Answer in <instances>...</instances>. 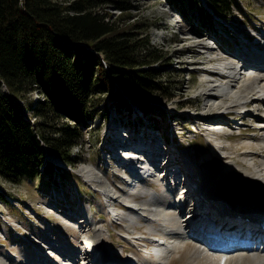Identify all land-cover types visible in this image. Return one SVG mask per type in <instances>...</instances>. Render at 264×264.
Segmentation results:
<instances>
[{
  "label": "rangeland",
  "instance_id": "obj_1",
  "mask_svg": "<svg viewBox=\"0 0 264 264\" xmlns=\"http://www.w3.org/2000/svg\"><path fill=\"white\" fill-rule=\"evenodd\" d=\"M131 1L135 5L133 11L136 14L137 21L141 23L150 21L149 34L152 43L167 52L168 59L161 62V64H157V66L164 70L165 73L162 79L173 86L175 97L171 100L165 97H154L138 101L142 103V106H149L150 104L163 105V111L151 107L153 112H157L159 115L162 113L160 117L158 115L149 117L144 112H150L151 109L144 107L148 111L143 109L144 112H142L143 107L141 106L133 111H126L123 106L113 103L114 101L111 97L107 96L99 107L97 115L95 114L96 117L90 121L89 128L84 130L79 145L75 146L73 153L75 160L73 162L64 160L65 163L58 166L59 169L56 170L51 178L48 175H43L38 178H24L22 181L15 183L0 175V264H33L34 262L35 264H40L45 258L43 252L46 246H43L44 244L49 245L47 247L49 253L54 252L52 255H58L50 257L52 259L48 258V264L55 262L56 258H59L60 261L64 259L63 254L65 252L63 253V250L68 251V253H74L75 257L78 258L80 256L78 250L80 249L81 251L83 245L80 233L84 229H89L91 234L93 233L99 238L100 245L104 246L102 252L97 254V258H104L106 253H109L112 258L102 259L107 264H114L115 262L119 264L129 261L131 252L123 253L122 249L123 247L132 246L134 242L139 244L141 241L139 239L144 236L143 231H140L142 233L139 232L135 236L131 235V238L135 239L134 242L131 238H128L129 234L127 232L129 230L133 231V228L128 227L127 220L121 224H116L112 215H105L108 214L107 211L111 210V207H106V200L102 197L104 195L103 186L97 183L93 184L80 171L85 166L93 167L107 177L106 184L108 186L111 188L117 186L122 191L125 188V183L116 184L121 183V177L118 176L120 169L115 164L119 166L120 164L113 153V160L110 157L111 155L107 156V149H112L111 145H116L118 138L122 142L130 144L133 141H138L139 143H135L137 147L151 150L158 155L157 157L163 155V159L167 160L163 168L162 165L165 160L158 165L157 175L142 183L143 186L152 183L155 186L154 188H157V192H163L164 188L160 185L161 180L158 182L159 175H161L160 179L166 178V183L169 184V181L173 183V176L176 172H171V169L169 172L167 171L168 161L170 160L173 170L177 169L178 173H180V180H177V184H181V189L184 188L188 192V201H186L188 209L187 206L186 208L184 206L186 217H190L191 210L199 214L201 210H209L211 208L220 214L221 211L216 210V205L221 204L222 211L241 215L253 214L258 210V207L241 202V198L231 197L233 195L229 194H225L224 198H218H222L224 201L222 202L216 199V196L210 194L208 188L210 185H215L214 187L217 189L218 194L221 190L219 186L225 181L226 177L224 176H229L230 178L226 179L233 180L235 184L241 185L240 177L243 176L246 166H241V161L239 160H233L231 157L225 158V156L236 153L237 149L242 145H245L246 148L249 147V150L260 151V156L255 158V160L253 159L252 164H254L256 171L264 173V170L260 169V163L264 160V136L261 135L264 130H260L262 128L257 127L258 125L264 127L262 124L257 123V121L264 119V116L261 115L263 111L255 110V113H253V109H246L248 108L247 105L244 107H241L240 104L235 105V97L232 96L233 94H238L239 89L242 88L243 92L240 97L245 95L248 98L244 99H253V95H261L259 93L264 91V81L262 84H259L256 80L250 82L252 88L248 87L249 83L245 82L242 84L235 81L234 89L232 91L229 90L225 84L230 82L228 81L230 78L226 79L220 76L223 80L219 82L218 74L214 75L205 71L207 70L206 67L210 66L207 54L211 51L208 50L211 49L210 43L206 40L203 43L197 42V37L194 33L197 29L195 23L194 27H191L189 19L184 21L185 17L181 13V9H176L169 0ZM237 2H239L240 7L235 5L236 8L233 15L226 16L232 21L223 26L217 23L221 27L220 32L222 35L220 37L223 39L222 45L235 51H239V49L245 50L247 58L249 56L254 58L253 55H256V52L264 50V44L257 42L260 49H256L258 47H254L255 40L248 38L249 35H246V33L249 34L254 28H259L263 31H259L257 36L264 40V0H237ZM109 10L113 12L114 17L121 13L120 10L114 7ZM227 27L234 29V32L228 31ZM217 29L218 27H215L214 32ZM225 30L229 35L228 37L224 35ZM242 31L246 32V36H240ZM198 41L200 40L198 39ZM227 41L230 42L231 46L226 45L225 42ZM212 62V65L215 66L216 62ZM241 65L242 63L237 64L236 69L238 71L241 70ZM243 71L244 68L241 73ZM206 78H216V80L211 81L207 86L203 82ZM217 82L223 85L216 88L217 92L225 91L232 95L218 106H208L203 92L217 84ZM251 96L253 97L250 98ZM37 97L39 95L37 93L34 94V98ZM254 103L257 102L255 101ZM229 105L228 109L227 106ZM250 107L253 108V105ZM221 109L229 112L225 115L213 116L217 111L222 112ZM106 110H108L107 115L104 113ZM243 110L250 111V114L248 112L246 116H243ZM235 116H239L236 119L238 120L236 127L232 128L227 134L215 135L212 131L206 132L201 129V121H208V123L211 121L217 122L216 124L218 125L225 121V123L230 124L233 122L231 119H235ZM256 116L259 120H256ZM61 121L64 122V120ZM251 125L256 126V128L251 130L250 134L242 136L244 130ZM126 128L128 130L130 128V132H123L126 137V133L130 135L132 131L128 138L129 140L124 138L120 132L124 129L127 130ZM255 129L256 131H254ZM110 131H114L113 138L108 140L106 137L107 134L111 135L112 132ZM172 133L173 138L169 139L168 137ZM109 144L110 148L108 147ZM149 145L152 146L150 147ZM113 149L115 151V147ZM170 150L171 152L169 153ZM111 152L113 151L111 150ZM48 156L56 160V162L59 160L54 152L50 150H48ZM238 159L243 160L245 157L239 156ZM229 165L237 166V171L235 172V169L233 170ZM187 171H189L191 176L199 177L201 182L200 196H195L193 190L187 186V182H185ZM206 187L207 190L205 189ZM98 188L103 189V191L98 190ZM186 192L183 191L185 196ZM64 194L65 197L69 195V199L65 203H63L62 196ZM126 195L134 196L130 190L127 191ZM2 200L4 201L2 202ZM75 203L77 204L75 205ZM119 203H122V201ZM262 207H264V201L262 202ZM81 213L83 215L81 217H87L90 221L88 228L78 227L79 223L70 219V215L78 217ZM62 216L66 217V222L61 221ZM261 219L264 223L262 216ZM66 223H69V227L66 226ZM198 224L203 223L199 222ZM246 225L248 227H258L259 224L248 222ZM239 233L241 237V232ZM200 243L199 241H191L171 254L167 250V257L161 258L162 260L160 261L155 260L149 263L191 264V256L195 250L194 244L199 245ZM259 244H261V241ZM213 253H215L213 255H228L227 252L214 251ZM64 261L69 264H83V261L79 258L76 261L74 259H65ZM84 261L90 264L89 259L85 258ZM144 264H148V262H144Z\"/></svg>",
  "mask_w": 264,
  "mask_h": 264
},
{
  "label": "trees",
  "instance_id": "obj_2",
  "mask_svg": "<svg viewBox=\"0 0 264 264\" xmlns=\"http://www.w3.org/2000/svg\"><path fill=\"white\" fill-rule=\"evenodd\" d=\"M169 1L210 28L240 7L237 0ZM111 7L121 13L114 17ZM134 8L131 0H0L2 177L51 178L59 167L48 150L73 162L107 96L126 111L134 100L175 97L157 66L167 52L152 43L150 21L138 22ZM151 111L143 112L162 115Z\"/></svg>",
  "mask_w": 264,
  "mask_h": 264
},
{
  "label": "bare ground",
  "instance_id": "obj_3",
  "mask_svg": "<svg viewBox=\"0 0 264 264\" xmlns=\"http://www.w3.org/2000/svg\"><path fill=\"white\" fill-rule=\"evenodd\" d=\"M248 38L254 40V37L252 38L249 36ZM233 51L235 52V55L238 56L240 61L246 66V68L251 70V71H246V74L253 72V73L259 74L260 76L259 79L256 78L254 80H250L248 82L249 83L248 87L252 88V85H250L251 84L250 82L255 81V80L259 82V84H262V82L264 81V53L256 52V55H253L254 58H252L251 56L247 58L245 50L239 49V51H235V50ZM205 71L211 73L210 72L211 69L209 70L207 69ZM220 75L222 78L225 77L226 79H229L226 77L225 72H220ZM214 80H216V78L215 79L206 78L203 82L204 84L208 86L210 82ZM228 81L230 82L226 83L225 86H227L229 90L232 91V89H234L235 87L234 84L236 83L234 82L237 81V78H230ZM220 86H223L222 83L217 82V84H214V86L209 87L207 91L203 92V95L205 96V99L207 100L208 106H214V105L218 106L222 102L224 103L229 98V96L232 95V94L226 93L225 91L220 92V93L217 92L216 88ZM242 92H243V89L241 88L239 89L238 94L232 95L233 97H235L234 99V101H236V103H234L235 105L240 104L241 107H244L247 105L248 107L250 104H252V102L254 103L255 101L256 102L262 101V103H264V91L259 93L261 95H254L251 101L250 99L246 100L248 97L246 98L245 95L240 97ZM261 109H262L261 107L258 108V110H261ZM248 112L250 114V111L247 110L246 113ZM246 113H243L244 114L243 116H246ZM237 117L235 116L234 118H237ZM212 123L216 124L217 122H212ZM224 123L225 122L222 121V123L219 125L220 126L224 125ZM259 123L264 125V119L259 120ZM234 125H236V123L231 122V129H232V126ZM211 128L219 129L216 126L211 127ZM225 128H228V127L225 126ZM254 128H256V126L254 125H251L250 127L248 126V128L245 129L244 132L242 133V136L250 134L251 130H253ZM261 128L262 129L260 128L259 129L264 130V127H261ZM254 131H256V129ZM116 142H117L116 145H111V148H112L111 150L113 151L112 153L116 156V159L118 163L120 164V166L117 168L124 171V173H126V174L120 173V174H123V177H126V175H130L131 177L135 179H140V177H143V175L141 176L142 170L141 169L138 170V168H136L134 164L126 161V164L121 165V163L126 159L124 156L121 157L120 155L121 149L124 147H128L136 151L146 153L149 163H151L152 165H155L156 167H158V165L162 162L161 159L164 158L163 155L160 157H157L158 155L154 154L151 150L143 149L142 147H137L135 143L136 142L139 143L138 141H133V143L130 144V143L122 142L118 138ZM149 146L151 147L152 145H149ZM244 146L245 145L240 146L237 149L236 153L227 154L225 156V158L231 157L233 160H239L241 161V164L239 163L241 166L243 165L246 166L245 167L246 170L243 171V176L240 177L241 185L235 184L233 180L226 179L229 176L223 175L226 178L224 179L225 180L224 183L219 186L221 189L220 192H218L217 194V191H216L217 189L214 187L215 185L214 186L210 185V187L208 188V192L212 194L213 196H216V199L224 196L225 194L233 195L231 197L241 198L240 199L241 202L243 201L247 203L248 205H253L254 207H258L262 209V202L264 201V180L260 176L261 173H259V171H256L254 168L255 167L254 164H252V160L253 159L255 160V158L260 156V151L249 150V147L246 148V146L245 147ZM113 147H115V151ZM170 152L171 150L169 151V153ZM126 153H127V150L122 154L127 155ZM158 153L160 154V152ZM137 154L138 153L136 152L135 153L136 157H138ZM239 156H244L245 159L243 160L238 159ZM168 163L169 164L167 165V171L169 172L171 169V172L172 171L176 172L173 177L176 183H178L177 180H180V173H178L177 169L173 170V168L171 167L172 165L170 164V160L168 161ZM230 167H232L233 170L235 169L234 170L235 172L238 169V168L236 169L237 166L235 167L234 165ZM260 167H261L260 168L261 170H264V160L260 163ZM155 170H157V168ZM228 170L230 171L231 169H228ZM80 171L84 173L87 176L88 180L91 181L93 184L97 183L103 186L102 187L104 189L103 194L110 197L108 205L110 201L114 200L117 197L116 195L118 191H121L117 188V186H113L112 188L108 186L106 184L107 177L103 176L101 173L96 171V169L93 167L85 166L81 168ZM153 175H154V171L150 173L149 177ZM186 175H187V179L185 182H187V186H189L193 190V193L195 196H200L201 182H200L199 177L191 176L189 171H187ZM159 180H161L160 185L164 187L163 192H157V193L154 192L152 193L151 196H148V194L144 195L143 194L144 192L146 191L151 192V190L156 189L154 188V186L150 188V184H149L147 185L148 189L142 192V197H144L143 199H141L140 196H135L136 198L135 199L132 198L131 200H129L131 201L130 204H127L128 212L131 213L133 217L138 216L139 218H141L140 221L137 223H132L129 217H126L125 219L128 222L129 228H133V229L140 228L142 223L146 226V228H150L152 221L156 217L163 216V221L161 222L163 230L159 232L158 233L159 236H157L158 240L160 241L159 248L157 249V253L159 255H158V258H156L155 260H162L160 258L167 257L166 254L169 248L176 247L177 250L178 248L180 249V243L186 242L185 241L186 239H183V237L190 235V233H188V231L190 230L198 237L200 242L205 244L204 247L203 245H200L201 244L200 242H199L200 243L199 245L194 244L195 250L191 256V261H190L191 264H264V244H262L264 243V223L261 219V216L264 218V208L260 212L254 215H241L237 213H229V212L222 211L220 207L222 205L221 204V205H216V210L221 211L220 214L214 211L213 208H211L212 210L211 209L201 210L199 214L191 210L192 217L191 218L186 217L187 215L184 214V211H185L184 204L180 203L178 206L177 205L178 202L174 198L176 194L178 195L175 188L173 190L172 187H169L170 182L168 185V183L165 182L166 178H161V179L158 178V182ZM143 182H147V181L145 180ZM130 185L132 184L130 183ZM125 187H130V186H127L125 184ZM134 189L135 187H133L132 190ZM205 189L207 190V187ZM132 194H136V193H134L133 191ZM178 196H181V198L184 197L183 195H178ZM186 197H188L187 193H186ZM119 202H121V200L119 198L118 199L116 198L115 199L116 205L121 204ZM181 206L182 208H180ZM187 209H188V206H187ZM70 216H71L70 219L78 218L74 215L73 216L70 215ZM62 217H61L62 219L61 218L59 219H61L62 222H66L67 221L66 217L64 216ZM235 218L237 221L234 220ZM155 220L157 221V218ZM79 221H81L82 223L81 227L83 228H88V226H90V221L87 217H83L82 220H79ZM199 222H202L204 226L203 224H198ZM248 222H252V223L254 222L259 225L258 227H255V226L248 227L246 225V223ZM66 226L69 227V223H66ZM179 228H184L183 233L179 232ZM239 232H241V237H240ZM128 234L130 237L131 235L135 236L130 230L128 231ZM245 237H248V238H245ZM150 239H151L150 236H147V235L145 236L144 234V236L139 239L141 240L139 242V245H142V243L147 244L148 242L146 241H149ZM166 239H168V241ZM131 240L135 241V239H132V238ZM260 241H261V244H259ZM98 243L101 244L100 240L97 241V245ZM91 246L93 245L91 244L90 247ZM216 250H219L220 252H224V251L228 252V255L226 254L225 255H219V254L213 255L215 254L213 252ZM93 251L96 252V249L93 248ZM64 252H65L64 259L60 261V259L56 258L55 262L53 261L52 264H59V263L67 264L68 262H65L64 261L65 259H70V260L74 259V261H76L77 258L75 257L74 253L72 252L68 253V251L66 252L65 250ZM88 252L89 253H87V256H85V258L90 260V264H107L106 262L102 260H96L93 256V253L91 254L90 251ZM44 257L45 258L43 259V262H41L40 264H48L49 261L47 260L49 256L46 254ZM153 260L154 259H151L149 260V262ZM85 262L86 264H89V262L87 261ZM141 263L144 264V262H141ZM33 264H35V262Z\"/></svg>",
  "mask_w": 264,
  "mask_h": 264
},
{
  "label": "clouds",
  "instance_id": "obj_4",
  "mask_svg": "<svg viewBox=\"0 0 264 264\" xmlns=\"http://www.w3.org/2000/svg\"><path fill=\"white\" fill-rule=\"evenodd\" d=\"M181 13H182L183 16L185 17L184 20H185V19H186V20L189 19V18H187V17L185 16V14H184L182 11H181ZM191 17H192V19H193V18L196 17V16H191ZM197 18H200V17L197 16ZM192 19H191V20H192ZM226 19H229V17H226L225 20H226ZM168 26H169V25H168ZM172 26H173V25H172ZM204 40H206V39H202V40L200 39L199 42H200V43H203ZM157 105H159V104H157ZM141 106H142V105H140V107H141ZM55 155H56V158H58V159H63L62 157L58 156L57 154H55ZM50 159H52V158H50ZM52 160H53V159H52ZM63 160H64V159H63ZM53 161H54V160H53Z\"/></svg>",
  "mask_w": 264,
  "mask_h": 264
},
{
  "label": "water",
  "instance_id": "obj_5",
  "mask_svg": "<svg viewBox=\"0 0 264 264\" xmlns=\"http://www.w3.org/2000/svg\"><path fill=\"white\" fill-rule=\"evenodd\" d=\"M136 102H137V105H139V106L142 105V103H140V102H138V101H136Z\"/></svg>",
  "mask_w": 264,
  "mask_h": 264
}]
</instances>
